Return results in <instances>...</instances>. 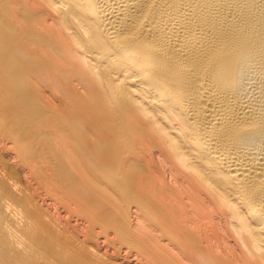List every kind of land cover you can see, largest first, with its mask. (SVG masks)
Returning <instances> with one entry per match:
<instances>
[{
    "label": "bare ground",
    "instance_id": "bare-ground-1",
    "mask_svg": "<svg viewBox=\"0 0 264 264\" xmlns=\"http://www.w3.org/2000/svg\"><path fill=\"white\" fill-rule=\"evenodd\" d=\"M0 264H264V0H0Z\"/></svg>",
    "mask_w": 264,
    "mask_h": 264
}]
</instances>
